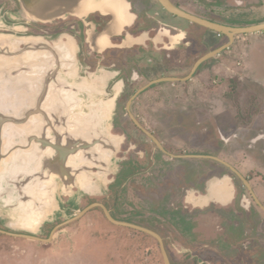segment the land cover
Segmentation results:
<instances>
[{
  "label": "flooded vegetation",
  "instance_id": "1",
  "mask_svg": "<svg viewBox=\"0 0 264 264\" xmlns=\"http://www.w3.org/2000/svg\"><path fill=\"white\" fill-rule=\"evenodd\" d=\"M169 1L228 28L248 27L244 25L258 7L264 8V0ZM3 2L14 16L0 17V97L13 95L18 81L43 72L40 67L31 71L30 44L67 46L71 66L49 68L48 76L58 78L52 99L73 120L66 132L79 125L90 129L86 135L69 136L70 141L91 147L68 157L71 180L54 178L49 185L41 171L32 173L36 151L24 136L27 125L15 130V140L26 148L12 151L13 163L0 171L9 180L0 184V191L6 190L9 201L14 188L28 185L25 174H31L30 189L44 186L50 193L34 201L39 211L32 212L36 217L27 227L14 224L26 201L9 206L1 200L0 221L6 230L0 232L28 237L1 236L52 241L58 232L99 212L98 219L117 227L108 234L122 230L112 241H127L108 253L112 260L119 258L110 264H129L134 251H147L144 246L158 250L161 264H264V183L250 181L223 158L225 146H233L235 157L253 161L252 170L264 179V116L258 115L264 112V95L249 88L251 72L239 77L238 85L223 86L225 77L231 82L229 76L237 73L233 66L242 57L237 48L246 53L240 36L231 41L168 12L160 0H77L75 10L63 11L53 22L28 15L20 0ZM243 5L249 10L244 12ZM225 61L233 64L226 67ZM12 107L23 108V113L26 105ZM123 174L127 181L118 187ZM65 198L78 207L91 203L63 222ZM29 227L36 229L29 232ZM3 255L8 264H23L15 261L14 251Z\"/></svg>",
  "mask_w": 264,
  "mask_h": 264
},
{
  "label": "water",
  "instance_id": "2",
  "mask_svg": "<svg viewBox=\"0 0 264 264\" xmlns=\"http://www.w3.org/2000/svg\"><path fill=\"white\" fill-rule=\"evenodd\" d=\"M20 1L28 15L45 22H53L57 20L62 16L63 11H65V13L72 12L76 9L75 6L77 5V0ZM160 2L168 12L215 32L223 33L231 41L234 40V36L264 32V23L241 28H228L190 15L175 7L169 0H160ZM15 45L20 46L18 42H16ZM30 45L31 48H28L26 52L29 54V64L32 66L31 71H35V69L40 67L43 69V72H34L29 77L18 81L16 87L19 91L15 92L13 95L6 94L1 95L0 97V171H2L3 168L9 167V164L13 163L11 160L13 157L12 151L17 152L26 148L24 143H19L15 140L18 136L15 134V130H24V128H21V125H27V128L24 131V136L29 138V144H32L33 146L32 150L36 151L31 154L32 159L37 161V164H34L33 166L32 173L33 171L35 172V170L41 171L45 176V181L48 182L49 185H53L55 179H59V177L63 178V180H65L64 178H66V180H71L73 176L71 177V170L66 163L68 157L79 150L81 153H86L91 147L90 144L83 142L79 146V144L70 141L69 136L77 137L86 135L89 133L90 129H85L83 125H79L70 133L66 132V128L68 127L67 122L73 120L71 117L65 118V112H67V109L64 107L60 108L52 99L54 98V95H57L56 87L58 78L54 79V75L48 76L49 73H51L49 68L52 65L56 66L57 69L63 66H71L69 63L70 58L65 54L68 51V47L60 48L58 46L43 44L42 42L38 43L37 41H34ZM226 48H229V45H226L223 50ZM213 55L214 54H211L209 57ZM207 59L208 58H205L200 61L196 66V69ZM62 82L66 83L65 80H62ZM14 95H16V97H13ZM13 101L14 104H12ZM3 102L6 104V107L3 106ZM20 102L26 105L23 113V108L18 109L12 107V105L17 107V104L20 105ZM9 105L11 106L9 107ZM97 143L103 147L105 145L99 140H97ZM18 155H21V153H18ZM18 162H20V160ZM25 175L28 180H30L28 185H23L22 188L21 186L19 188H14L13 193L10 194L9 201L6 199V190L5 192L1 190L0 202H2L1 200H7L9 206H11L10 203L14 201V204L19 206V201L24 200L26 201L24 204L29 210L32 203L31 200L35 201L39 197L42 198V196H49L50 192L49 190L46 192L47 188L44 186L31 190L29 186L33 183L34 179L29 176L31 174ZM5 179L6 177L3 178L0 174V184L9 181ZM39 200L41 199L39 198ZM1 206L2 205H0V209L2 208ZM22 207L23 206L20 208ZM32 208V211L29 210L31 213L33 211H39V209H36L35 204ZM7 210L11 211L10 208ZM39 217L37 218L36 228L40 224ZM36 228L29 227L27 231H34ZM0 233H5L13 237H28L26 235H16L6 232Z\"/></svg>",
  "mask_w": 264,
  "mask_h": 264
},
{
  "label": "rangeland",
  "instance_id": "3",
  "mask_svg": "<svg viewBox=\"0 0 264 264\" xmlns=\"http://www.w3.org/2000/svg\"><path fill=\"white\" fill-rule=\"evenodd\" d=\"M4 1V0H3ZM0 3V12L3 11V13H0V17L3 19V17H6L5 15L7 13H11L13 15V11H9V4H5V2ZM185 1V0H181ZM246 4V3H245ZM257 4V3H256ZM14 5V4H13ZM255 5V4H254ZM246 5L241 6V9H245L244 12L248 11L249 9L245 7ZM234 9H239L237 6L232 7ZM258 11H260V7H258ZM16 10V16L19 19V10L18 8ZM257 11V13H258ZM264 10H262V13H259L256 15V17L252 20L255 23L259 20H264ZM14 16V15H13ZM242 19V18H239ZM16 22H22L19 20H15ZM242 36H240V40H242ZM258 43H253L252 45L243 46L245 53L244 58H239L240 61H238L235 66L237 73L235 75L229 76V78L233 77V80L229 82L227 77H225V82L223 86L225 88L229 89V84H237L239 77L242 76L245 77V73L250 72L251 67V73L252 76L250 77L252 84L249 87L252 89V91L256 95H264V88L260 87L259 83L258 85L254 84V80L259 79L260 76H264V37H261L258 41ZM239 49V48H237ZM240 63V64H239ZM227 64H233L228 61H225L224 66L228 67ZM232 66V65H230ZM250 66V67H249ZM234 68V69H235ZM224 75V72L222 73ZM227 74V73H225ZM237 74V75H236ZM256 74V75H254ZM241 81V80H240ZM239 81V83H240ZM229 82V83H228ZM241 82H245V80H242ZM245 87V86H244ZM224 88V89H225ZM258 115L264 116V112H258ZM264 121V120H263ZM225 154L223 156L224 159H226V162L234 163L238 166L241 173L244 175H248L251 177L250 181H254L259 186H263L264 179L260 176H257L255 173V170L253 169V161L248 160L247 157L243 158L241 156L240 158H236L233 153V146H225ZM246 147V146H245ZM127 174H123L119 178L118 187L121 186L124 182L127 181ZM132 194V193H131ZM130 196V195H129ZM131 197V203L134 204L136 198L133 193ZM35 200V199H34ZM31 206L29 207V210H33L32 206L34 205V201L31 200ZM91 201H88L84 203L83 206L78 207L74 203H72L68 199H62V209H66L65 213L62 214L61 220L63 222H66L67 220H70V218H73L76 216V211H81L82 209L89 206ZM133 204L131 207H133ZM126 208H128L126 206ZM77 209V210H76ZM136 211V210H135ZM99 212L92 213L89 215L88 218L81 221V223H74L72 224L69 229H63L62 231L58 232L55 236V238L51 241H45L41 242L38 240H31L26 239L20 240L19 238L14 239L13 237H9L6 235H2L3 238H1L0 234V264H2L3 261H5L3 264H8L7 260L8 257L4 256L12 253L14 251L15 261H22L23 264H110L111 261H116L114 258L112 260V256H110L108 253L112 251V249L118 248L121 249V245L124 246L127 241L125 239L112 241V236H115L116 234L120 233L122 230H115L117 227L114 226L111 222L104 221L103 219H98L97 216H99ZM119 217V216H118ZM61 221V222H62ZM96 221L97 224L94 222ZM0 228L2 230H6L4 227V224L0 221ZM111 228L113 229V232H109L108 230ZM98 230V231H97ZM84 231V232H83ZM126 232V231H125ZM45 235L42 236L43 239H47V233L44 232ZM82 233V234H81ZM129 234H135L131 231H128ZM126 233V234H127ZM93 234V235H91ZM105 235H108L107 237ZM98 238L96 240H93V238ZM131 238V237H130ZM116 244V246H115ZM155 246V245H154ZM147 251H141L142 248H139L138 251H134L135 255L130 257L129 264H139V261H145L144 264H161V260L158 256V250L154 249L152 246H144ZM156 248V247H155ZM150 249V251L148 250ZM116 250V251H119ZM149 251V252H148ZM119 252H116L118 254ZM157 253V254H156ZM144 255V256H143ZM143 256V258H142Z\"/></svg>",
  "mask_w": 264,
  "mask_h": 264
},
{
  "label": "crops",
  "instance_id": "4",
  "mask_svg": "<svg viewBox=\"0 0 264 264\" xmlns=\"http://www.w3.org/2000/svg\"><path fill=\"white\" fill-rule=\"evenodd\" d=\"M254 3L253 4H255V3H257L256 1H253ZM241 3V2H240ZM260 10H264V8H261ZM258 11V10H257ZM257 11H256V14L255 15H252V19H251V17H250V20L246 23V25H244V26H253V25H257V24H262V23H264V20H259V21H256L255 23H251V22H253L252 20L256 17V15L257 14H259V12L257 13ZM264 15V14H263ZM246 21V20H245ZM242 40H241V42H240V46H242V45H245V44H250V43H258L257 41L261 38V37H264V32H262V33H257V34H249V35H242ZM242 48L241 47H239V49H238V53L242 56V57H245L246 55H245V53L244 52H242ZM245 55V56H244ZM242 57H240V58H242ZM250 67V66H249ZM250 72H252L251 71V67H250ZM254 75H256V74H254ZM254 82V84L256 85H258V83H259V85H260V87H262V88H264V76H260L259 77V79H256V80H254L253 81Z\"/></svg>",
  "mask_w": 264,
  "mask_h": 264
},
{
  "label": "bare ground",
  "instance_id": "5",
  "mask_svg": "<svg viewBox=\"0 0 264 264\" xmlns=\"http://www.w3.org/2000/svg\"><path fill=\"white\" fill-rule=\"evenodd\" d=\"M120 6V5H119ZM118 6V8H119ZM23 216L19 215L18 220L15 219L16 222H14V224H22V227H27L29 226V224H31V221H33L35 219V214L31 213L27 207H22V209H20Z\"/></svg>",
  "mask_w": 264,
  "mask_h": 264
}]
</instances>
